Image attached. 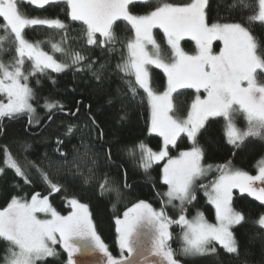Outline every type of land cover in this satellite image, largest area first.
<instances>
[{"label":"snow or ice","instance_id":"1","mask_svg":"<svg viewBox=\"0 0 264 264\" xmlns=\"http://www.w3.org/2000/svg\"><path fill=\"white\" fill-rule=\"evenodd\" d=\"M22 2L0 0V19L4 22L0 29L5 33L0 35V56L14 53L8 63L0 59V93L7 101L0 100V121L4 118H22L27 114L29 125H39L42 120L36 117L37 108L32 103L35 94L28 83L30 76L43 74L48 69L61 73L71 66H77V72H91L96 80L103 83V73L108 65L105 62L97 68L96 62L89 61L79 51L65 47L67 26L58 18L27 17L18 9V4ZM57 2L30 0L33 6L40 9ZM64 2L71 20L84 25L86 46L99 47L102 52H113L117 41V22L125 21L134 30V38L126 44L127 58L116 68L125 76H134V82L125 81L132 99L137 95L136 86L147 94L151 108L149 132L158 133L163 138V147L156 152L141 142L129 147L127 152L133 159L139 152V167L145 172L153 162L168 158L163 168V181L168 190L163 195L167 197L166 203L177 208L180 214L176 220H172L163 208L158 211L144 200L133 204L123 213V218L117 217L115 220L120 254L113 256L97 233L88 204L72 197L68 200L72 209L69 214L57 212L49 195L59 194L69 183L91 186L95 182L101 196L115 194L117 201L124 190L131 187L127 184L126 172L120 181H116L109 172L101 171L113 166L120 169L122 166L112 159L110 148L99 143L105 133L91 115L89 106L85 127L89 129V136L92 135L91 130H95L97 144L90 147L85 143L83 130L69 123L62 134L64 139L57 137L56 147L52 150L53 154H58L57 159H52L46 153L44 160L47 163L43 166L27 162L36 169L49 195L36 193L30 199L13 195L7 206L0 209V240L8 246L4 264H37L49 257L55 258L59 255L56 250L58 244L67 254V264H78L75 259L77 254L94 256L97 253L102 257L98 264H181L177 252L168 243L172 238L169 229L174 223L182 227L179 255L192 258L210 256L219 260V245L228 254L229 264L242 258L243 264H247L248 245L241 243L233 229L235 226L243 227L249 221L243 211L233 207V189L247 193L264 205V160L259 162L256 175L233 170L230 162L217 165L218 178L210 186L199 185L210 188L206 195L215 206L216 223H209L203 213H197L192 219H188L185 213L186 205L196 200L197 180L213 168L212 165H203L205 150L199 143V137L207 134L212 127L210 118H224L226 141L236 149L252 138L264 139V83L260 82L264 79V40L255 36L252 28V22L264 25V0H217L215 9L212 0L163 2L145 15L133 14L131 10L140 0ZM213 11L217 13L215 18ZM221 12L225 14L224 19L231 18L233 13L246 12L247 23H221ZM34 26H47L63 33L60 41L48 42L53 54L42 49L41 41L32 42L25 38V29ZM154 28L162 29L167 37L171 49L170 60L164 59L160 45L153 37ZM185 37L195 41V54H189L181 47L180 42ZM214 41L223 42L218 52L213 50ZM149 46L151 51L148 50ZM55 54L67 57L70 63L57 60ZM25 59L32 62L28 72L24 70ZM150 65L162 69L167 76V87L163 92L158 93L151 87ZM184 88L195 89L197 95L187 116L178 118L174 114L173 93ZM201 90L206 93L203 98L199 94ZM81 104L82 101H77L75 111L67 115L77 116ZM44 107L48 121L53 120L57 111L65 110L61 102L48 99H45ZM237 114L244 116L245 129L237 127L234 119ZM125 118L126 114L121 117ZM3 131L0 124V133ZM77 132H81L80 143L84 150L81 152L74 145L68 152L62 151ZM182 133L186 134L192 146L189 150L181 151L177 157H170L169 146H175ZM210 142L216 143L211 139ZM20 147L26 152L32 146L22 142ZM94 147L100 151H94ZM0 152L4 154L5 167L30 184V175L7 146L0 148ZM5 167H0V175H6ZM173 201H179V205L173 204ZM40 214L49 218L41 219ZM251 223L259 229L257 236L264 241V214ZM145 229L149 231L145 232ZM142 236H147L146 242Z\"/></svg>","mask_w":264,"mask_h":264},{"label":"trees","instance_id":"2","mask_svg":"<svg viewBox=\"0 0 264 264\" xmlns=\"http://www.w3.org/2000/svg\"><path fill=\"white\" fill-rule=\"evenodd\" d=\"M163 2L186 3L189 0H140L131 10L136 15L146 14ZM216 2L217 0H212L214 9ZM18 9L22 14L30 17L60 19L67 26L68 40L65 47L79 51L88 57L89 61L96 62L95 67L97 68L105 62H107L108 67L103 73V83L96 80L91 72H77V66H71L61 73L48 69L43 74L29 77V86L33 88L35 94L32 103L37 108L36 117L40 118L42 122L39 125L34 123L29 125L27 114L17 119L4 118L0 121L4 129L3 133H0V148L7 146L14 158L28 172L32 182L30 184L25 183L24 179L17 177L13 170L7 169L4 165V154L0 152V167H5L6 171V175H0V209L7 206L13 195H19L26 199H30L36 193L41 196L49 195V190L44 182L39 179L36 169L30 167L27 162L31 161L43 166L47 163L44 160L46 153L52 159H57L58 154H53L52 150L56 147L57 137L64 139L62 134L66 131V126L69 123L76 124L83 130L85 143L90 147L97 144L95 130H91L92 135L89 136V129L85 127L90 106L91 115L96 118L97 123L105 133L99 143L104 144L105 148H110L112 159L122 166L120 169L113 166L101 171L109 172L110 177L116 181H120L123 173L126 172V181L131 187L125 189L122 197L117 201L115 194L101 196L95 182L91 186L69 183L64 191L49 195V199L53 207L62 213H67L71 209L68 200L72 197L88 204L96 230L106 242L109 251L118 256L120 251L115 220L117 217H121L129 207L140 200H144L157 209L163 208L169 217L171 215L169 209L165 207V196L163 195L167 189V185L163 181V168L168 158L165 157L162 161L153 163L148 172H145L139 167V152L137 151L135 159L131 158L127 152L129 147L136 146L141 142L152 150H159L163 146L162 137L157 133L149 132L151 108L147 94L143 89L136 86L137 95L132 99V94L128 91L125 81L132 80L134 82V76H125L116 68L117 64L127 58L126 44L134 38V30L127 22L118 21L115 25L117 36L115 51L102 52L99 47L86 46L83 38L84 25L82 22L71 20L64 0H58L57 3L45 6L43 9L33 6L30 0H23L22 3L18 4ZM216 15L217 13L213 11V18ZM219 15L221 16L219 22L221 23H247L248 13L246 12L233 13L229 19L223 18L225 15L223 12ZM3 23V20L0 19V25ZM252 28L253 34L264 40V25H261L260 22H252ZM62 34L60 30L47 26L27 27L24 32L25 38L29 41H41L42 49L49 54H53V50L48 42L60 41ZM153 34L160 45L164 59L170 60L171 49L167 44V37L163 30L154 28ZM0 35H5L3 29H0ZM182 45L187 53L195 54L197 49L192 39H182ZM219 45L220 41H216L215 49H218ZM13 55L14 53L3 55L0 56V59L8 63ZM55 58L70 63L67 57L60 54H55ZM31 63L25 59V72L31 70ZM80 66L82 67V65ZM149 74L153 90L158 93L163 92L167 87V76L163 70L150 65ZM261 81L264 82V79ZM196 95L195 89L190 88L178 89L176 93H173L176 117L184 118L187 115ZM45 99L59 101L65 105L64 112L57 111L52 121L47 120V109L44 107ZM77 101H82V104L79 105L78 115L75 117L67 115L68 112L75 111L78 106ZM125 114L126 118L121 119ZM209 122L212 125L211 129L207 134L199 137V143L205 150L203 164L204 166H213L212 170L205 175L204 182L218 178L220 173L216 171V166L228 162L231 163L233 170L246 171L251 175L256 174L255 163L259 157L264 155V139L253 138L240 149H236L226 141L224 118L212 117ZM80 139L81 132H77L67 143V147L61 150L68 152L75 145L82 152L84 147L81 145ZM210 139L216 143L210 142ZM22 142H27L32 147L26 152L22 151L20 147ZM191 146L192 142L186 134L182 133L178 137L176 145L169 146V156L175 158L181 151L189 150ZM93 150L100 151L98 147H94ZM61 182L63 183V181ZM201 182L203 181L199 183ZM195 194L196 200L186 205L187 212L193 214V212L200 211L207 218L212 219L214 215L213 206L207 201L205 194L198 186ZM232 203L234 208L246 214L249 221L243 227L235 226L233 229L241 243L248 245L247 264H264V241L257 236L259 229L251 223L260 214H264V205L247 193H241L239 189H233ZM177 226L174 223L172 229L175 230ZM7 247V244L0 240V264L4 263L3 258L6 255ZM217 248L220 252L219 260L210 256L192 258L179 254L178 259L183 264H229L228 254L219 245ZM56 250L59 253L57 257H49L43 262L38 261L37 264H67V254L62 246L58 244ZM231 264H243V258L240 261H232Z\"/></svg>","mask_w":264,"mask_h":264},{"label":"rangeland","instance_id":"3","mask_svg":"<svg viewBox=\"0 0 264 264\" xmlns=\"http://www.w3.org/2000/svg\"><path fill=\"white\" fill-rule=\"evenodd\" d=\"M147 14V13H146ZM140 15H145V14H140ZM27 17H30V16H27ZM33 18H36V17H33ZM153 37H154V34H153ZM185 38H190V37H185ZM154 39L156 40V38L154 37ZM191 39V38H190ZM157 42V41H156ZM193 42L195 43V41L193 40ZM215 42L216 41H214L213 42V50L214 51H216V52H218L219 50H220V48H222L223 47V42L222 41H220V45H219V47H218V49H215ZM157 44H158V42H157ZM180 45H181V47L184 49V47H183V45H182V40H181V42H180ZM196 45V44H195ZM148 50L149 51H151V46H149V48H148ZM184 51L185 52H187L185 49H184ZM51 55V54H50ZM261 83H264L263 81H260ZM200 95H201V97L203 98L206 94L205 93H203V92H200L199 93ZM1 97H2V99H1ZM1 97H0V100H2V101H4L5 103L7 102L6 101V97L3 95V94H1ZM187 116V115H186ZM185 116V117H186ZM234 119H235V122H236V125H237V127H239L240 129H245L246 128V126H247V124H246V120H245V118H244V116L242 115V114H237L235 117H234ZM150 124H151V119H150ZM158 134V133H157ZM163 139V138H162ZM178 139V138H177ZM253 139V138H252ZM251 140V139H250ZM250 140H248V141H246L245 142V144H247V143H249L250 142ZM244 144V145H245ZM163 147V146H162ZM161 147V148H162ZM161 149H159V150H153V151H156V152H158V151H160ZM169 150V149H168ZM262 160H264V155H262L261 157H259L258 159H257V161H256V163H255V169H256V174H258V166H259V162L260 161H262ZM160 161H162V160H160ZM156 162H159V161H156ZM153 163H155V162H153ZM152 163V164H153ZM202 163H203V161H202ZM204 165V164H203ZM256 174H254V175H256ZM204 180H205V176L204 177H202V178H200V179H198L197 180V186H198V188L205 194V196H206V199H207V201H209V199H208V196L206 195V192L207 191H210V188H208V189H205V188H201V187H199V185H209L210 186V184L215 180H210V181H207V182H204ZM200 181H203V182H201V183H199ZM258 184H259V182H258ZM167 190H168V188L166 189V192H167ZM165 192V193H166ZM166 201H167V197H165V203H166ZM83 203V202H82ZM209 203H210V201H209ZM173 204H175V205H179V201H173ZM212 206H213V210H214V215H213V218L212 219H209V218H207L204 214V218L209 222V223H216V214H215V206L213 205V204H211ZM153 206V205H152ZM165 207H167L168 209H169V211L171 212L170 214V217H171V219L172 220H176L177 218H178V216H179V211L177 210V208H174L173 206H171V205H168L167 203H166V205H165ZM153 208L154 209H156V210H161V209H157V208H155L154 206H153ZM56 209V208H55ZM57 210V209H56ZM72 209H70L67 213H62V212H60V211H58L57 210V212H59L61 215H68L69 214V212L71 211ZM89 210H90V208H89ZM197 213H202V212H200V211H197V212H193V214H190V213H188V212H186L185 213V215L187 216V218L188 219H192L193 217H195L196 215H197ZM169 216V215H168ZM40 218L41 219H45V218H49V217H46L44 214H40ZM120 218H123V215L120 217ZM173 225V224H172ZM172 225L170 226V229H169V231L172 233V238H171V240H169L168 241V243H169V245H170V247L173 249V250H175L176 252H177V258H178V254H179V250H180V247H181V245H182V227L180 226V225H178V224H176V225H178L176 228H175V230H173L172 229ZM145 232H148L149 230L148 229H145L144 230ZM97 233H98V231H97ZM99 234V233H98ZM100 235V234H99ZM101 239H102V237H101ZM103 240V239H102ZM142 240H144L145 242L147 241V236H142ZM104 241V240H103ZM104 243L106 244V242L104 241ZM107 245V244H106ZM127 253H125V255H126ZM113 256H115V255H113ZM75 259L77 260V262H78V264H98V262H100V261H102V257H101V254H99V253H97L96 255H94V256H89V255H80V254H77L76 255V257H75ZM149 259H152L151 257L149 258ZM4 264V263H3ZM181 264H183L182 262H181Z\"/></svg>","mask_w":264,"mask_h":264}]
</instances>
